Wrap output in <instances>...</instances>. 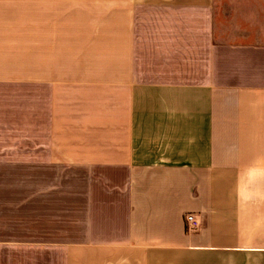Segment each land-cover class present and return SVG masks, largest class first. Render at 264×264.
I'll return each mask as SVG.
<instances>
[{"label": "crops", "instance_id": "1", "mask_svg": "<svg viewBox=\"0 0 264 264\" xmlns=\"http://www.w3.org/2000/svg\"><path fill=\"white\" fill-rule=\"evenodd\" d=\"M73 1L0 0V264H264V0Z\"/></svg>", "mask_w": 264, "mask_h": 264}, {"label": "rangeland", "instance_id": "2", "mask_svg": "<svg viewBox=\"0 0 264 264\" xmlns=\"http://www.w3.org/2000/svg\"><path fill=\"white\" fill-rule=\"evenodd\" d=\"M91 9L92 7L90 6H78L75 5L73 0H68L66 13L68 15L87 14L90 13ZM25 169L26 168L20 167L12 171L7 169V172H5L4 168H0V172L3 171L1 174L3 176L7 175L3 178L6 182H4L3 179L0 181V223L6 225L15 223L25 224L28 221H32L33 216L32 214L31 216L28 214L26 200L23 198L27 191ZM51 174H53V172H51ZM11 180H13V182H11ZM13 195H17L18 197H13ZM39 208H41V206ZM47 209L48 211L51 209L49 203ZM57 210L58 207L56 205V211ZM35 211L37 212V208H35Z\"/></svg>", "mask_w": 264, "mask_h": 264}, {"label": "built area", "instance_id": "3", "mask_svg": "<svg viewBox=\"0 0 264 264\" xmlns=\"http://www.w3.org/2000/svg\"><path fill=\"white\" fill-rule=\"evenodd\" d=\"M186 223L188 225V230H195L200 226V222L196 219L194 214H188L186 216Z\"/></svg>", "mask_w": 264, "mask_h": 264}]
</instances>
